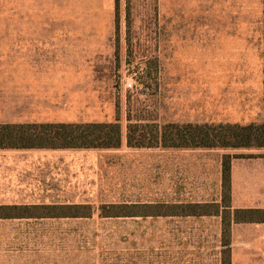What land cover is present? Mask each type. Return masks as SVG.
Instances as JSON below:
<instances>
[{"label":"crops","instance_id":"0c3cea01","mask_svg":"<svg viewBox=\"0 0 264 264\" xmlns=\"http://www.w3.org/2000/svg\"><path fill=\"white\" fill-rule=\"evenodd\" d=\"M101 3L0 0V125L79 124V57L99 36L86 31L99 27ZM263 117L259 110L248 124ZM155 149L170 155L157 169L155 203L215 204L220 215L103 218L101 206L148 203H98L119 194L79 176V151L96 150H0V207L93 212L0 219V264H222V156L232 157V218L235 211H264V149ZM230 222L231 264H264V223Z\"/></svg>","mask_w":264,"mask_h":264},{"label":"rangeland","instance_id":"374dc122","mask_svg":"<svg viewBox=\"0 0 264 264\" xmlns=\"http://www.w3.org/2000/svg\"><path fill=\"white\" fill-rule=\"evenodd\" d=\"M117 2L103 0L99 27L86 31L99 36L79 57L75 119L118 117L122 144L79 151V176L119 194L98 203L154 204L157 169L170 155L129 148L128 124L248 125L259 110L264 114V0ZM262 123L264 117L254 124Z\"/></svg>","mask_w":264,"mask_h":264},{"label":"trees","instance_id":"16d2710c","mask_svg":"<svg viewBox=\"0 0 264 264\" xmlns=\"http://www.w3.org/2000/svg\"><path fill=\"white\" fill-rule=\"evenodd\" d=\"M116 32H118L117 21ZM117 119L112 123L0 125V150H116L121 147V129ZM126 143L129 148L139 149L260 150L264 149V123L158 125L130 122L127 126ZM231 158L230 155H224L222 158L224 209L221 211V217L222 244L225 247L222 264H231L230 221L264 223V211L259 210L235 211L231 218L229 210ZM92 213L90 206L0 207V219L88 218ZM212 215H220L218 205L148 203L100 207V216L103 218Z\"/></svg>","mask_w":264,"mask_h":264}]
</instances>
